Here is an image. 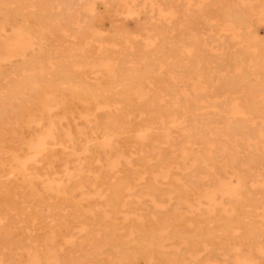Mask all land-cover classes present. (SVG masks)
<instances>
[{
	"label": "rangeland",
	"instance_id": "obj_1",
	"mask_svg": "<svg viewBox=\"0 0 264 264\" xmlns=\"http://www.w3.org/2000/svg\"><path fill=\"white\" fill-rule=\"evenodd\" d=\"M11 1L14 6L11 5ZM15 1L3 0L4 3L0 1V11L3 8V14L0 13L1 26L10 22L7 25L10 30L7 27L4 28L6 31H3V27L0 26V35L2 36L6 32L3 37L0 36V62L3 60L0 64V77H2V80L0 79V95L1 93L5 94L0 96V101L9 103L11 99L7 95L12 94V97H9L13 98V101L16 100L15 98H17L16 101H21L23 103L20 102L21 109L23 106L24 109L21 110L20 105H16L17 107L14 109L13 101L9 103L11 105L7 104L8 107L4 102H0L5 105H0L2 106L0 110L11 109L10 106L13 103L14 106L11 110L18 114L16 115L14 111H0V162L2 155L4 156L2 148L8 151H22L24 145L21 141L23 139L28 138L29 140L37 134H47L46 131L51 133L52 130H55L57 123L60 124V126L57 124L58 130L56 129L59 134L55 130L58 137H61L62 129H69L71 132L73 131L72 135L76 137L80 146L77 144V148L73 147V143L64 140L65 143L62 142L64 146L61 143L60 146L56 145V149L55 146L51 147L52 149L47 153L48 156L45 154L42 161H39L41 166L39 162L36 164L35 170H37L33 169L31 176H24L17 171L14 173L15 175L13 173L4 174L6 177L2 174L3 178H0V234L2 233L0 235V264H3L2 262L8 264L7 257L11 254L10 257L13 258H8L12 261L10 264H32V262L33 264H264V153L249 152L244 138L233 133L230 134L231 131L224 128L227 127L225 120L228 117L225 115L228 111L223 112V109L230 106L233 100H237L240 104L248 103L250 100H246L245 96L250 89L255 92L252 96L249 95L251 97L250 104L256 102L258 106L263 105L261 107H264V0H127L128 3L126 0H27L28 4H25V0L14 3ZM29 4L30 11L26 8ZM6 5L10 10L6 8ZM12 6L15 10L12 9ZM42 9L45 12H42ZM246 9L249 11L247 12ZM38 10H41V13ZM23 11L30 13L27 14ZM227 11H230L231 14ZM245 11L247 13L243 14ZM232 12L234 15L240 12L243 16L248 17L242 24L234 21L233 16H227L233 21L226 19L225 15L227 13L233 15ZM6 14L7 17H5ZM222 14L225 18L221 16ZM21 18L24 21H21ZM43 18H45L44 21ZM19 19L20 22L17 23ZM225 20L229 22L226 23ZM231 21L233 23H230ZM11 22L14 23V26ZM35 22L40 24L39 28H36ZM19 27L22 31L18 30ZM30 27L34 31L30 30ZM35 32L36 34H33ZM27 33L29 34L27 35ZM30 43L31 45H29ZM30 46H32L31 49ZM38 49H42V51L39 52ZM29 50L31 52H28ZM36 52L39 53L37 54L39 56L34 54ZM25 54H27V61ZM28 55L33 56L29 57ZM8 56L14 59L7 58L9 60L7 61L6 57ZM34 57L36 59H32ZM16 58L17 60H15ZM4 60L7 62L4 63ZM40 60L44 62L41 63ZM18 61L20 65H18ZM22 62L26 63L24 68V63L21 65ZM29 66L36 69L33 75L32 69H30L31 75L30 71L27 72ZM19 67L24 70L27 68V70H23L25 75ZM8 68L11 71L12 68L15 69L17 73L13 70L14 72L11 74ZM1 69L7 78L2 76ZM13 74L15 75L13 76ZM17 74L24 76L20 77ZM35 75L39 78L37 81L39 88H35L37 87L35 86L33 89L31 86V90L29 86H26L27 89L23 88V93H19L23 94L21 98L20 96L13 97L17 94L7 93L11 92L14 83H16L15 80L18 83H23V80L30 76L36 77ZM134 75H141L142 78L129 84ZM24 77L26 78L24 79ZM41 77L42 80H40ZM2 81L6 83L3 85ZM39 81L40 83L47 81L41 84L44 85L43 87L47 86L43 92H51V88L54 92H44L46 94L43 93L42 97V91H37V89L41 90ZM10 83L12 88L9 86ZM1 85L6 89H2ZM128 89L132 91L129 94L130 98L122 99L121 94ZM34 90L38 94H34ZM100 93L104 97H110L108 98L110 104L117 106L119 104L120 107L114 109V112H108L107 115L97 108L94 110L95 105L98 104L95 96ZM40 94L41 96H39ZM37 95L42 99L40 100ZM4 96L7 99L4 100ZM249 96L246 97L249 98ZM256 103L252 104V109L253 107L258 108L259 111L253 110L254 113L257 111L260 114L264 108L260 107L261 109H259L255 105ZM41 104H45L44 107L48 104L54 107L50 106L51 109L48 105V109L43 107V111L40 107ZM55 105L58 107L55 108ZM145 105L152 111L151 115L148 114L149 110L144 108ZM163 105H186L193 111L194 117L197 114L195 118L200 121L197 123L196 120L197 124L195 123V126L192 124V127L190 123V126L187 127L188 131L183 129L187 131L186 134L179 127H171L173 129L171 135L164 136L165 140L163 141L164 138L161 137L163 135L160 133L162 130L160 128L163 126L161 127L159 123H161V113L164 111L160 109L171 108V106L164 108ZM131 106L134 108L135 111L131 109L134 112L130 110ZM138 106L143 107L142 110ZM221 106L222 110L219 109ZM193 107L194 109L198 107V112ZM25 108L26 111L34 109L36 112L39 110L37 111L39 115L37 112L36 114L32 112V115L29 112L27 115L25 112L26 116L23 112ZM29 108L31 109L29 110ZM92 109L93 114L96 112L97 115H87L90 113L89 111L92 112ZM145 109L147 113L143 114ZM153 109H157L156 112L160 111L155 117L157 121L154 117L151 118L152 114H156ZM50 110L52 112L48 114L47 111ZM59 110L64 114H60ZM67 111L72 114L70 116L74 117V120L70 119ZM86 111L88 112L86 113ZM1 112L11 113L10 115L6 113L7 115H4L6 117H3ZM78 112H82L81 114L84 116ZM51 113L56 115H51ZM98 113L100 116L105 115L104 117L108 121L105 118L106 121H102L103 115L100 117ZM133 113L138 114L135 115L137 119L134 118L135 121L137 120L136 122L132 118V116L134 117ZM11 114H14L13 117H10ZM45 114L50 115L46 117L49 120L51 118V125L49 124L51 122L45 118ZM108 114L111 119L113 116L118 118V121L114 117L110 121ZM19 116H21V120L16 121ZM28 116H30L28 118L30 121L27 120ZM140 116H142L141 119ZM37 117L38 119H36ZM144 117L150 118L149 121L152 119L153 123L149 124L148 121L144 123L146 120ZM2 118L3 120L7 118L10 121L9 124L7 119L3 121ZM66 118H68L67 121H65ZM131 118L132 121H130ZM32 119L37 124H32L34 123ZM39 119L41 122H38ZM45 119L47 125L43 123L46 122ZM19 121L21 124H17ZM114 121L117 122L114 123ZM119 121L123 124L128 123V127L131 126L130 129L127 124L122 125ZM104 122L105 126L102 125ZM132 122H135L134 125L137 123L136 130L140 131L134 130L136 127H132ZM138 122L144 123L145 125L140 123L143 126H148L147 129L139 125ZM146 122L149 125H146ZM200 122H207L208 125H206H211L209 127L212 129L205 128L204 123ZM219 122L225 126L223 124L221 126ZM192 123L194 122L192 121ZM199 123L202 124V127L205 126L203 128L207 130V135L206 130L205 134L201 132L203 128ZM38 124L39 126H37ZM97 124L100 129H97ZM48 125L53 127L51 131ZM111 125H114L113 128ZM157 125L160 127L156 128ZM196 125L202 129L196 128ZM44 126L46 131L45 128H41ZM92 127L96 129L94 130ZM124 127L128 128L127 132L129 130L130 134L125 132ZM139 127L143 129H139ZM150 127H154V129L152 130ZM220 127L223 128H221L222 131L228 130L230 139H228L226 131L223 132L226 135H223ZM132 128H134V132L131 131ZM174 128H176V132ZM191 128L192 130L196 129L194 132L198 131L201 136L198 132V134H194ZM158 129L160 132L157 134ZM210 129L211 132H209ZM216 129H219L222 134H217L216 131L215 133ZM106 130L107 132L109 130L108 134L110 135L114 133L113 138L108 134L98 136L100 132L106 134ZM144 131L149 135L148 133L142 135ZM131 132L134 136H130ZM153 134H155L154 137L159 136L157 138L160 141L157 138L156 141ZM144 135H148L150 138ZM214 136L219 139L216 140ZM211 137H214L215 140ZM173 138H177L178 142L183 141L181 144L176 143L177 139ZM20 139L22 140L20 141ZM96 139L98 140L95 143ZM206 141L208 142L206 143ZM98 144L102 146L101 150L95 147ZM177 144L180 146L185 144L186 149ZM85 145L89 147L87 148ZM91 145H93L94 152ZM7 146L9 147L7 148ZM188 146L190 148H187ZM259 146H261L260 143ZM177 147L182 148H179L180 153ZM191 147L196 148L192 150L193 152L195 150L194 153L188 150ZM89 148L92 149L91 152ZM117 149L121 150L117 151ZM55 151L57 156H55ZM51 153H53L55 161L59 159L58 162L62 160L64 164L62 161L58 164L54 163L56 165L52 168L54 170L47 171L49 170L47 162L51 159ZM84 153H88L85 161ZM114 153L117 154L114 155ZM184 155L187 158H183ZM75 157L82 160L75 159ZM68 158H72L69 159L70 163H67L69 162ZM105 158L110 159L105 163ZM96 160H100V163ZM75 162L77 163L75 164ZM170 163L175 164L171 165ZM105 164L107 165L105 166ZM168 164L170 168H167ZM60 165L67 171H63ZM37 166L41 168L39 169ZM109 167L111 170L108 169ZM75 168L78 169L74 171ZM35 172H38L37 174L40 172V175H33ZM57 172L59 173L57 174ZM52 173H56L57 177L55 174L51 175ZM43 174L45 176L49 174V177L45 178ZM67 174H69V179ZM2 175L0 176L2 177ZM156 175L157 177H155ZM21 176H23V183L20 181ZM32 176L37 177L34 179ZM58 176H61V181ZM51 177L55 180L58 179L57 182L51 181ZM27 178L35 182L36 186L40 183L39 186L43 187L35 186L32 189ZM121 178L123 180L125 178L126 180L123 182L127 181L131 185L126 182L127 186L125 184L123 188ZM43 180L45 183L41 182ZM59 181L61 188L58 184ZM46 182L47 188H45ZM239 182H242L241 186ZM48 184H53L57 190L53 189V185ZM62 186H66V190ZM63 192L67 195H63ZM115 196L117 197L114 198ZM132 196L133 198H131ZM107 197H113L109 203H106L109 201ZM113 199L117 202L113 201L111 204ZM7 236L10 237L7 238ZM2 238L3 241H1ZM4 241L9 244L4 246ZM16 242L17 244H14ZM31 242L33 246H31ZM9 245L10 247H8ZM12 245L15 248L13 249L15 253L10 249ZM5 247L9 250L7 251ZM24 247L30 251L26 248L24 250ZM29 247H34L35 253L40 257H37L38 255L34 252L32 253ZM20 249L24 250L25 254ZM26 253L30 259L29 256L26 257ZM4 254L9 255L5 256ZM22 254L25 256L22 257ZM14 259L19 263H16Z\"/></svg>",
	"mask_w": 264,
	"mask_h": 264
},
{
	"label": "bare ground",
	"instance_id": "obj_2",
	"mask_svg": "<svg viewBox=\"0 0 264 264\" xmlns=\"http://www.w3.org/2000/svg\"><path fill=\"white\" fill-rule=\"evenodd\" d=\"M0 1L3 2V0H0ZM14 1H15V0H14ZM17 1H20V0H16L14 3H17ZM26 1H27V0H25V4H28V2H26ZM28 1H29V0H28ZM123 1H124V0H123ZM126 1H127V0H126ZM23 2H24V1H23ZM3 3H4V2H3ZM8 3H9V2H8ZM12 3H13V2L11 1V5L14 6V4H12ZM21 3H22V2H21ZM21 3H19V4L21 5ZM125 3H126V2H125ZM127 3H128V1H127ZM129 3H130V1H129ZM22 4H24V3H22ZM0 5H1V3H0ZM11 5H9V6L11 7ZM17 5H18V4H17ZM3 6H4V5H3ZM13 6H12V9H13ZM29 6H30V4H29L27 7H26V6H25V7L28 9ZM4 7H5V6H4ZM7 7H8V5H6V8H7ZM23 7H24V6H23ZM23 7H22V8H23ZM1 8H2V7H1ZM45 8H46V7H45ZM7 9H8V8H7ZM27 9H26V11H27ZM39 9H40V7H39ZM0 10H1V9H0ZM8 10H10V9H8ZM13 10H15V9H13ZM21 10H22V9H21ZM24 10H25V8H24ZM28 10L30 11V9H28ZM31 10H32V9H31ZM46 10H48V9L46 8ZM4 11H5V8H4ZM38 11H39V10H38ZM40 11H41V10H40ZM40 11H39V12H40ZM43 11L45 12L44 9H42V12H43ZM246 11L248 12L249 10L246 9ZM246 11H245L244 13H243V12H242V13L245 14V13H247ZM1 12H2V14H3V8H2V11H0V13H1ZM6 12H8V11H6ZM11 12H13V11H11ZM17 12L19 13V11H17ZM17 12H15V13L17 14ZM21 12H22V11H21ZM23 12H24V11H23ZM31 12H32V11H31ZM39 12H38V13H39ZM48 12H50V11L48 10ZM160 12H161V11H160ZM160 12H159V14H160ZM223 12L226 13V11H223ZM227 12H228V11H227ZM229 12H230V11H229ZM229 12H228V13H229ZM24 13L29 14L30 12H24ZM40 13H41V12H40ZM40 13H39V14H40ZM212 13H213V12H212ZM224 13H223V14H224ZM228 13H227V15L224 14V15L226 16V19H227V18H228V20L230 19V18L227 17V16H233V17H232L233 20L236 21V22H239V23H241V24L244 23V22L246 21L247 17H248V16H245V15H244V16H245V17H244L243 14H240V12H239L240 15H239V14H236V13H235L236 15H234L233 12H232L233 15H230L231 12H230V14H228ZM237 13H238V12H237ZM34 14L36 15V13H34ZM47 14H48V13H47ZM49 14H50V13H49ZM162 14H163V13H162ZM164 14H166V13H164ZM223 14H222L221 16H223ZM4 15H5V14H4ZM9 15H10V13H9ZM18 15H20V13H19ZM24 15H25V14H24ZM24 15H23V16H24ZM40 15H41V14H40ZM42 15H43V13H42ZM166 15H167V14H166ZM166 15H165V16H166ZM15 16H16V15H15ZM26 16H27V15H26ZM30 16H31V15H30ZM43 16H44V15H43ZM50 16H51V15H50ZM50 16H49V17H50ZM5 17H7V14H6ZM5 17H4V18H5ZM9 17L11 18V15H10ZM9 17H8V18H9ZM31 17H33V16H31ZM63 17H64V16H63ZM223 17H224V16H223ZM4 18H3V19H4ZM8 18H7V19H8ZM10 18H9V19H10ZM33 18H34V17H33ZM40 18H41V17H40ZM40 18H39V19H40ZM46 18H47V17H46ZM64 18H65V17H64ZM224 18H225V17H224ZM232 18H231L230 20H232ZM3 19H2V20H3ZM5 19H6V18H5ZM30 19H31V18H30ZM36 19H37V18H36ZM44 19H45V18H43V21H44ZM10 20H11V19H10ZM17 20H18V19H17ZM65 20H67V19H65ZM233 20H232V21H233ZM13 21H14V20H13ZM21 21H24V20H22V18H21ZM25 21H26V20H25ZM37 21H39V20H37ZM43 21H42V22H43ZM71 21H72V20H71ZM225 21H226V23L229 22V21H227V20H225ZM232 21H231L230 23H233ZM3 22H4V21H3ZM18 22H20V19H19V21H17V23H18ZM1 23H2V22H1ZM1 23H0V26H1ZM9 23H10V22H9ZM9 23H7V25H8ZM25 23H26V22H25ZM31 23H33V22L31 21ZM35 23H36V22H35ZM40 23H41V22H40ZM4 24H6V23L4 22ZM11 24H12V26H14V25H13V24H14L13 22H11ZM36 24H37V23H36ZM36 24H35L36 28H37V27L39 28V25H40V24H39V23H38L37 25H36ZM41 24H42V23H41ZM7 25H5V26L2 25L1 27H3V29H4V28L6 29L7 27H9V26H7ZM23 25H24V24H23ZM28 25H29V24H28ZM19 26H20V25H19ZM29 26H30V25H29ZM35 26H34V29H35ZM51 26H52V25H51ZM31 27H32V26H31ZM31 27H30V30H32ZM40 27L42 28V26H40ZM43 27H44V26H43ZM57 27H58V26H57ZM57 27H56V28H57ZM232 27H233V26H232ZM11 28H12V27H11ZM3 29H2V30H3ZM5 29H4L3 31H6ZM34 29H33L32 31H34ZM218 29H219V28H218ZM234 29H235V27H234ZM9 30H10V27H9ZM16 30H17V28H16ZM18 30H20V27L18 28ZM57 30H58V29H57ZM225 30H226V29H225ZM0 31H1V29H0ZM12 31H13V30H12ZM20 31H22V30H20ZM20 31H19V32H20ZM17 32H18V31H17ZM30 32H31V31H30ZM1 33H2V32H1ZM4 33H6V32H4ZM4 33L2 34V36H1V35H0V36L3 37V36H4ZM14 33H15V31H14ZM21 33H24V32H21ZM31 33H32V32H31ZM31 33H30V35H31ZM11 34H13V33H11ZM28 34H29V33H27V35H28ZM33 34H36V32L33 33ZM33 34H32V36H35V35H33ZM20 35H21V34H20ZM25 36H26V35H25ZM27 38H28V37H27ZM35 38H36V37H35ZM0 39H1V38H0ZM28 40H29V39H28ZM40 41H41V40H40ZM28 42H29V41H28ZM34 42H35V41H34ZM32 44H33V43H32ZM34 44H35V43H34ZM34 44H33V45H34ZM13 45H14V44H13ZM29 45H31V43H30ZM41 45H42V44H41ZM41 45H40V46H41ZM9 47H10V46H9ZM33 47H34V46H33ZM22 48H24V47H22ZM31 48H32V46H30V49H31ZM40 48H41V47H40ZM40 48H39V49H40ZM42 48H43V47H42ZM248 48H249V47H248ZM250 48H251V47H250ZM34 49H35V48H34ZM34 49H32V50H34ZM39 49H38L39 52L42 51V49H41V50H39ZM43 49H44V48H43ZM26 52H27V50H26ZM28 52H31V50H29ZM34 52H35V51H34ZM22 53H23V51L21 52V54H22ZM42 53H43V52H42ZM48 53H49V52H48ZM21 54H20V55H21ZM29 54H31V53H29ZM34 54L37 55V54H39V53L36 52V53H34ZM34 54H33V55H34ZM45 54H46V53H45ZM26 55H27V54H25L24 56H25V58H26L25 60L27 61L28 58L26 57ZM33 55H30V56H33ZM43 55H44V54H43ZM49 55H50V53H49ZM24 56H23V58H24ZM28 56H29V55H28ZM30 56H29V57H30ZM37 56H39V55H37ZM17 57H18V56H17ZM35 57H36V56H35ZM35 57L32 58V59H36V58H37V57H36V58H35ZM7 58L11 59L12 57L10 58V57L8 56V57H6V60H7ZM23 58H22V59H23ZM12 59H14V58H12ZM19 59H21L20 56H19ZM38 59H39V58H38ZM41 59H42V56H41ZM43 59H44V56H43ZM48 59H49V58H48ZM0 60H1V59H0ZM15 60H17V58H16ZM46 60H47V59H46ZM49 60H50V59H49ZM7 61H9V60H7ZM7 61L4 60V63L7 62ZM23 61H24V59H23ZM36 61H37V60H36ZM38 61H39V60H38ZM1 62H3V60H2ZM1 62H0V64H1ZM18 62H19V61H18ZM29 62H30V61H29ZM32 62H33V61H32ZM40 62H41V60H40ZM43 62H44V61H43ZM43 62H41V63H43ZM14 63H15V61H14ZM23 63H24V62H22L21 65H22ZM6 64H7V63H6ZM6 64H5V65H6ZM16 64H17V63H16ZM25 64H26V63H24L23 68L25 67ZM29 64H30V63H29ZM31 64H32V63H31ZM33 64H34V62H33ZM3 65H4V64H3ZM7 65H8V64H7ZM18 65H20V62H19ZM35 65H36V64H35ZM9 66L12 67L13 65H12V66L9 65ZM32 66H33V65H32ZM39 66H40V65H39ZM0 67H1V66H0ZM5 67L7 68L8 66H5ZM21 67H22V66H21ZM41 67H42V66H41ZM2 68H3V67H2ZM16 68H17V66H16ZM19 68H20V67H19ZM19 68H18V70L22 69V68H20V69H19ZM3 69H4V68H3ZM3 69H1V72H2ZM28 69H29V70H28L27 72L30 71L29 73H30V75H31V72H32V71H31L30 69H32V68L29 66ZM37 69H38V68H37ZM39 69H40V67H39ZM39 69H38V70H39ZM8 70L11 71L10 68H8ZM13 70L16 71L15 69L12 68V71H11V72L9 71V72L12 74V73L14 72ZM23 70H24V69H22V70H20V71L22 72ZM25 70H27V68H26ZM25 70H24V71H25ZM32 70H33V72H32V75H33V73L36 72V71H34V70H36V69H34V67H33ZM24 71L22 72L23 74H24ZM39 72H40V71H39ZM5 73H6V72H5ZM15 73H17V71H16ZM2 74H3V72H2ZM6 74H7V73H6ZM35 74H36V73H35ZM41 74H42V73H41ZM41 74H40V75H41ZM69 74H70V73H69ZM7 75H8V74H7ZM14 75H15V74H13V76H14ZM17 75H19V74H17ZM24 75H25V74H24ZM24 75H21V74H20L19 76L22 77V76H24ZM27 75H28V74H27ZM38 75H39V74H38ZM113 75H114V74H113ZM0 76H1V73H0ZM2 76H6V75L3 74ZM35 76H36L37 78H36V77H31V76H30V77H28L26 80H23L22 78L19 77L20 79H22V80L24 81L23 83H18L17 80H15L16 83H14V81H12V82L14 83V87L12 88V86H11V85H12V84H11L12 82H11L10 85H9V86H11V88H12V89H11V92H7V93H13L14 95L17 94L18 96L15 95V96H13V97L15 98V97H19V96H20V98H21L23 94L21 95V94H19V93H23V88H24V89H27L26 86H29L30 88H31V86H33L32 88L34 89V87L38 85L37 81L39 80V78H38L37 75H35ZM41 76H43V75H41ZM61 76H62V75H61ZM63 76L65 77V74H64ZM114 76L117 77V75H114ZM8 77H9V76H8ZM16 77H17V76H16ZM39 77H40V76H39ZM116 77H115V78H116ZM1 78H2V77H0V79H1ZM6 78H7V76H6ZM6 78H4V79H6ZM10 78H12V77L10 76ZM17 78H18V77H17ZM19 78H18V79H19ZM25 78H26V77H24V79H25ZM33 78H34V79H33ZM43 78H44V77H43ZM132 78H133V79H132V81H131L129 84H132V82L134 83L135 80H140V79L142 78V76H141V75H134ZM12 79H13V78H12ZM35 79H37V80L34 81ZM1 80H2V79H1ZM1 80H0V81H1ZM13 80H14V79H13ZM22 80H21V81H22ZM40 80H42V77L40 78ZM43 80H44V79H43ZM3 81H4V80H3ZM3 81H2L3 85H4V83L8 82L7 80H6V82H3ZM9 81H10V80H9ZM44 82H47V81H44ZM44 82L42 81V82L40 83V81H39V83H40L39 85H41V84L44 83ZM55 82H56V81H55ZM61 82H62V79H61ZM2 83H1V84H2ZM8 83H9V82H8ZM48 83H49V82H48ZM232 83H234V82L232 81ZM49 84H51V83H49ZM125 84H127V83H125ZM3 85H1V86H2V89H6V87L3 88V87H4ZM6 85H7V84H6ZM231 85H232V84H231ZM43 86H44V85H41V86H40V87H41V88H40L41 90H38V89H37V91H40V92L42 91V97H43L44 94H46V93H51V92L53 91V88L50 87V88L52 89V91L49 90V89L47 88V89H48L49 91H51V92H46V91H44V92H46V93H44L43 90H46V87H47V86H46V85H45L46 87H43ZM49 86H51V85H49ZM49 86H48V87H49ZM63 86H66V84H65V85L63 84ZM7 87H8V86H7ZM42 87H43V88H42ZM32 88H31V90H32ZM35 88H39V86H37V87H35ZM250 88H251V87H250ZM250 88H249V89H250ZM91 89H92V88H91ZM249 89H247V90H249ZM8 90H9V88H8ZM48 90H47V91H48ZM80 90H81V89H80ZM87 90H88V89H87ZM4 91H5V90H4ZM4 91H3V92H4ZM34 91H35L34 94L37 93L36 90H34ZM40 92H39V93H40ZM53 92H54V91H53ZM53 92H52V93H53ZM73 92H75V91H73ZM89 92H90V90H89ZM98 92H99V91H98ZM131 92H132V91H131L130 89L125 90V92H123V93L121 94V98H122V99H129V98H130V97H129V94H130ZM246 92H247V91H246ZM252 92H254V90H253V89H250V90L248 91V94H247L246 96H249V95L252 96V94H255V92H254V93H252ZM27 93H28V92H27ZM43 93H44V94H43ZM37 94H38V93H37ZM110 94H111V93H110ZM1 95L3 96V95H5V94H2V93H1ZM1 95H0V96H1ZM6 95H7V94H6ZM94 95H95V93H94ZM94 95H93V96H94ZM7 96H8L9 99H11L10 102H9V103H11V101H13V98H10L9 96L12 97V94L7 95ZM37 96H38V95H37ZM39 96H41V94H40ZM39 96H38V98L41 100L42 98L39 97ZM48 96H49V95H48ZM246 96H245V98H247L246 100H250V101H251V99H250L251 97L249 96V98H248V97H246ZM254 96H255V95H254ZM254 96H253V97H254ZM95 97H96V100L98 101V104L95 105L94 110L97 108V110H100L101 112L106 113V115H107L108 112H112V111L114 112V109H117L118 106H119V104H118V106H117L116 104H112V103L110 104V103L108 102V100H109L108 98H110V97H104L103 95H101V93H100V94H97ZM139 97H140V96H139ZM0 98H1V97H0ZM47 98H48V97H47ZM49 98H50V97H49ZM3 99L5 100V99H7V98H5V96H4ZM3 99H1V100H3ZM15 99L17 100V98H15ZM43 99H44V98H43ZM141 99H142V98H141ZM254 99H255V97H254ZM16 100L13 101V103H15V106H14L13 103H12V106H10L11 109H13V106L15 107L14 109H16V107H17L16 105H18V106L20 105V102H21V101H16ZM20 100H22V99H20ZM47 100H48V99H47ZM50 100H51V98H50ZM244 100H245V99H244ZM246 100H245V101H246ZM252 100H253V98H252ZM6 101H8V100H6ZM45 101H46V99H45ZM250 101H249V102L247 101L248 103L245 102L246 104H240L237 100H236V101L233 100V103H231L230 106L227 104V105L229 106V107L227 106V107H228V110L226 109L227 107L225 106V107H226V108H225L226 110L223 109V112H224V111H228V112L226 113V115H225V116H227L228 118L225 120L226 123L222 121L223 123L226 124L227 127H224L225 124H223V123H222V124L224 125V126H223L224 128H227L228 130L231 131V132H229L230 134L233 133L234 135H239V136H241L242 138H244V139L246 140V143H247V147H246V148L249 150V152H257V153L262 152V153H264V111H262V113L258 114V113H259V112H257V111H259V110H257L258 108L256 109V107H255V108L253 107V109L257 110V111L255 112V113H256V114H255V113H254V110L252 109V104H254V103H256V102H254V103L252 102V104H250ZM254 101H255V100H254ZM0 102H2V101H0ZM3 102H4V101H3ZM3 102H2V103H3ZM16 102H17V103H16ZM18 102H19V104H18ZM23 102H24V101H23ZM9 103H8V102H7V103L4 102V104H6V106H7V104H9ZM21 104H23V103L21 102ZM25 104H26V103H25ZM0 105H2V104H0ZM9 105H11V104H9ZM41 105H42V106H40V107H42V109H43V107L45 106V104H41ZM43 105H44V106H43ZM48 105H49V108L54 107V106H51V104H48ZM48 105H46V107H47ZM255 105H256L257 107H259V109L264 108V107H261V106H263V105L258 106V103H256ZM2 106H5V105H2ZM2 106H0V107L2 108ZM28 106H29V105H28ZM33 106H35V105H33ZM33 106H32V107H33ZM50 106H51V107H50ZM152 106H155V105H152ZM152 106H150V107H152ZM163 106H164V105H163ZM163 106H161V107H163ZM165 106L167 107V106H169V105H165ZM165 106H164V108H165ZM170 106H171V108H170V109L168 108L167 110H162V109H160L161 111H164L163 113H161V123H159V125H160L161 127H162V126H163V127L160 128V129H162L161 132H160V129H158L159 131H156V133H157V134H158V132L162 133L163 136H161V137H163V138H164V136H165V137H168V136L171 135V130H173L171 127H179V128L182 129V130H183V129H186V130L188 131L187 127L190 126L189 124L191 123V127H192L193 125L195 126V123H196V120H197L195 117L197 116L196 112H198V109H197L198 107L196 108L197 111H196V112L194 111V113L196 114V116L194 117L193 111L190 110L186 105H185L186 107H185L184 105H174V106H173V105H170ZM170 106H169V107H170ZM189 106H191V105H189ZM223 106H224V105H223ZM7 107H8V106H7ZM30 107H31V106H30ZM35 107H36V106H35ZM40 107H39V109H40ZM46 107H44V108H46ZM56 107H58V106L55 105V108H56ZM119 107H120V106H119ZM122 107H123V106H122ZM138 107H140V106H138ZM138 107H135V108H138ZM148 107H149V106H148ZM155 107H156V106H155ZM155 107H152V108H155ZM158 107H159V106H158ZM204 107H205V106H204ZM260 107H261V108H260ZM1 108H0V109H1ZM3 108H4V107H3ZM19 108L21 109V105H20ZM55 108H54V109H55ZM141 108H143V107H140V110H142ZM144 108H146V105L144 106ZM152 108H150V109L152 110ZM164 108H163V109H164ZM190 108H191V107H190ZM211 108H212V107H211ZM213 108H214V107H213ZM4 109H5V110H4ZM4 109H3V110H0V111H14V110H11V109H8V110H6V108H4ZM20 109H19V110H20ZM23 109H24V106H23V108H22L21 110H23ZM27 109H28V107H27ZM30 109H31V108H29V110H30ZM35 109H36V108H35ZM46 109H48V107H47ZM51 109H52V108H51ZM89 109H91V108H89ZM131 109L134 110V108H132V106H131L130 110H131ZM146 109H148V108H146ZM146 109L144 110L145 113L142 112L143 114H146V113H147ZM158 109H159V108H158ZM193 109H194V107H193ZM196 109H194V110H196ZM219 109L222 110V106H221ZM21 110H20V111H21ZM40 110H41V109H40ZM55 110H56V109H55ZM55 110H54V111H55ZM127 110H128V109H127ZM130 110H129V111H130ZM133 110H131V111H133ZM148 110H149V109H148ZM153 110H154V109H153ZM263 110H264V109H263ZM37 111H39V110H37ZM37 111H36V112H37ZM41 111H42V110H41ZM43 111H44V109H43ZM69 111H72V110H69ZM69 111H67L68 114H69ZM125 111H126V110H125ZM125 111H123V112L125 113ZM134 111H135V110H134ZM134 111H133V112H134ZM149 111H150V110H149ZM149 111H148V114H150V113L152 112V111H150V112H149ZM156 111H157V109H155V110L153 111V112H155L156 114H152L151 118L154 117V119H155V117H156V115L158 114V112L160 113V111H158V112H156ZM14 112H15V111H14ZM14 112H13V113H14ZM18 112H19V111H18ZM23 112H24V113L27 112V115H29V114H28L29 112L31 113V115L33 114L32 112H34V113L36 114V112L34 111V109L31 110V111H26V108H25V111H23ZM47 112H48V114H49V113L52 112V111L50 110V111H47ZM55 112H56V111H55ZM59 112H60V110H59ZM59 112H57V113H59ZM87 112H88V111H86V113H87ZM89 112H90V113H88L87 115L90 114V116H91V114H93L94 111H93V109H92V112H91V111H89ZM137 112H138V109H137ZM1 113H2V116H3V117H6V116H4V115H7L6 113H9L8 115H10L11 112H5V114H4L3 112H1ZM15 113H16V112H15ZM24 113H23V114H24ZM39 113H40V112H39ZM42 113H43V112H42ZM45 113H46V111H45ZM72 113H73V112H72ZM81 113H82V112H81ZM81 113L78 112V114H81ZM95 113H96V112H95ZM95 113L93 114V116H94V115H97V114H95ZM115 113H116V112H115ZM126 113H127V111H126ZM142 113H141V114H142ZM19 114H20V113H19ZM37 114H38V112H37ZM48 114H45V118H47V120H49L48 117L50 116V115H48ZM54 114H55V113H54ZM54 114L51 113V115H54ZM60 114H64V113H62V111H61ZM70 114H71V113H70ZM70 114H69V116H70ZM84 114H85V113H84ZM101 114H102V113H101ZM128 114H129V113H128ZM133 114H134V113H133ZM220 114H221V111H220ZM11 115H12V116H10V117H13L14 114H11ZM16 115H18V114L16 113ZM16 115H15V116H16ZM24 115H26V113H25ZM27 115H26V116H27ZM38 115H39V114H38ZM55 115H56V114H55ZM57 115H58V114H57ZM71 115H72V114H71ZM81 115H83V114H81ZM81 115H80V116H81ZM87 115H86V116H87ZM102 115H103V114H102ZM102 115H101V116H102ZM108 115H109V114H108ZM121 115H122V114H121ZM125 115H126V114H125ZM135 115H138V114L136 113V114H134V117L132 116V118H133L134 121H135L134 118L137 119V117H135ZM150 115H151V114H150ZM154 115H155V116H154ZM22 116H23V115H22ZM46 116H48V117H46ZM60 116H62V115H60ZM60 116H59V117H60ZM65 116L67 117L68 115H65ZM83 116H84V115H83ZM90 116H88V117H90ZM93 116H92V117H93ZM98 116H100L99 113H98ZM101 116H100V117H101ZM104 116H105V115H103V117H101V118L104 119V118H105ZM126 116H127V115H126ZM144 116H145V115H144ZM158 116H159V115H158ZM16 117H17V116H16ZM24 117H25V116H24ZM29 117H30V116L27 117V120H28ZM35 117H36V116H35ZM41 117H42V116H41ZM75 117H76V116H75ZM96 117H97V116H96ZM106 117H108V116H106ZM110 117H111V116L109 115V118H110ZM113 117H114V116H113ZM113 117H112V119H113ZM130 117H131V116H130ZM149 117H150V116H149ZM159 117H160V116H159ZM20 118H21V116H19L18 119L16 118V121L21 120ZM57 118H58V117H57ZM63 118H65V117L63 116ZM81 118H82V116H81ZM84 118L86 119V117H84ZM114 118H115V120L118 121V118H117V119H116V117H114ZM119 118H120V117H119ZM122 118H123V117H122ZM132 118L130 119V121H132ZM141 118H142V116H140V119H141ZM145 118H146V120H144ZM157 118H158V117H157ZM203 118H204V117H203ZM206 118H207V117H206ZM206 118H204V119H206ZM4 119L6 120L7 118H4ZM13 119H15V117L12 118V120H13ZM36 119H38V117H37ZM42 119H43V118H42ZM59 119H60V118H59ZM70 119H73V120H74V117L71 118V116H70ZM82 119H83V118H82ZM90 119H91V118H90ZM103 119H102V121H106V120H107L106 118H105L106 120H105V119L103 120ZM110 119H111V118H110ZM112 119H111L110 121H112ZM144 119H143V120H144V123H145V121H148L149 124H150V122L153 123V122H152V119H151V121H149L150 118L147 119V117H144ZM207 119H209V118H207ZM2 120H3V118H2ZM5 120H3V121H5ZM23 120H24V119H23ZM32 120H33V119H32ZM40 120H41V119H39L38 122H39ZM45 120H46V119H45ZM47 120H46V122H43V123H46V125H47ZM50 120H51V118H50ZM50 120H49V121H50ZM52 120H53V119H52ZM67 120H68V118L65 119V121H67ZM120 120H124V119H120ZM155 120H156V119H155ZM3 121H2V122H3ZM7 121H8V124H9L10 121H9L8 119H7ZM7 121H6V122H7ZM13 121H14V120H13ZM28 121H30V120H28ZM33 121H34V123H32V124H37V123H35V120H33ZM33 121H32V122H33ZM58 121H59V120H58ZM63 121H64V119H63ZM86 121H87V120H86ZM91 121H92V120H91ZM95 121H96V120H95ZM97 121H98V120H97ZM107 121H108V120H107ZM117 121H114V123L117 122ZM124 121H127V120L125 119ZM136 121H137V120H136ZM136 121H135V122H136ZM141 121H142V120H141ZM153 121H154V120H153ZM156 121H157V120H156ZM159 121H160V120H159ZM192 121H193L194 123H192ZM198 121H200V120H197V123H198ZM201 121H202V120H201ZM203 121H204V120H203ZM205 121H207V120H205ZM210 121H211V120H210ZM40 122H41V121H40ZM50 122H51V121H50ZM60 122H61V121H60ZM100 122H101V121H100ZM119 122H120V121H119ZM135 122H134V123L132 122V124H133L132 127H134V126L136 127L135 129L132 128V130H131L132 132H134L133 129L136 130L137 127H138V126H136L137 123H136V125H134ZM142 122H143V121H142ZM142 122H140V123H141V124H144V123H142ZM207 122H209V121H207ZM207 122H205V123H204V122H200V123H204V125H205L206 127H205L204 125H203V127L207 128V127L211 126V125L207 126L208 124H211L210 122L207 124ZM11 123H12V122H11ZM23 123H24V122H23ZM55 123H56V122H55ZM84 123H85V122H84ZM107 123H108V122H107ZM120 123H122V122H120ZM138 123H139V122H138ZM140 123H139V125H141ZM148 123L146 122V125H147ZM156 123H157V122H156ZM197 123H196V124H197ZM200 123H199V124H200ZM219 123L221 124V122H219ZM17 124H21V122L19 121ZM29 124H30V123H29ZM49 124L51 125L52 122L49 123ZM57 124H58V123H57ZM57 124H56V125L53 124V125H55V127H56L55 130L57 129ZM67 124H68V122H67ZM93 124H94V123H93ZM110 124H111V123H110ZM116 124H117V123H116ZM126 124H127V127H128V123H126V122H125V124L122 123V125H126ZM130 124H131V123H130ZM149 124H148V125H149ZM157 124H158V123H157ZM192 124H193V125H192ZM206 124H207V125H206ZM222 124H221V126H222ZM2 125L4 126V124H2ZM13 125H14V124H13ZM40 125H41V124H40ZM42 125H45V124H42ZM50 125H48V126H50ZM58 125L60 126V124H58ZM94 125H95V124H94ZM94 125H93V126H94ZM98 125H99V124H97L96 127H97ZM102 125L105 126V122H104V124H102ZM108 125H109V123H108ZM118 125H119V124H118ZM144 125H145V124H144ZM155 125H156V124H155ZM159 125H157L156 128H159V127H160ZM201 125H202V124H200V126H201ZM215 125H216V124H215ZM7 126H8V125H7ZM11 126H12V125H11ZM11 126H10V127H11ZM31 126H33V125H31ZM37 126H39V124H38ZM37 126H36V127H37ZM48 126H47V129L49 128ZM112 126H114V125H111V127H112ZM141 126H142L143 128H146V129H147V127H148V126H143V125H141ZM141 126H140V127H141ZM158 126H159V127H158ZM200 126H197V125H196V128H197V127H200ZM216 126H219V125H216ZM216 126H213V128H214V127L216 128ZM14 127H15V125H14ZM23 127H24V126H23ZM29 127H30V126H29ZM34 127H35V126H34ZM34 127H33V130H34ZM100 127H101V126H100ZM129 127H131V126H129ZM129 127H128V128H129ZM140 127H139V129H143V128H140ZM154 127H155V126H154ZM154 127H153V128L150 127V129L153 130ZM201 127H202V126H201ZM201 127H200V129L203 128V127H202V128H201ZM16 128H17V127H16ZM18 128H19V127H18ZM31 128H32V127H31ZM41 128H45V126H44V127H41ZM52 128H53V127H52ZM52 128H51V126H50V131H51ZM58 128H60V127H58ZM92 128H94V127H92ZM98 128H99V126L97 127V129H98ZM102 128H103V126H102ZM112 128H113V127H112ZM120 128H121V130H123L122 127H120ZM125 128H126V127H124V129H125ZM128 128H127V129H128ZM205 128H203L204 130L202 129V131H201L199 128H198V129H199L201 132H203V133L205 134V130H206ZM209 128H211V127H209ZM209 128H208V129H209ZM218 128H219V127H218ZM221 128H222V127H220V130L222 131L223 128H222V129H221ZM19 129L21 130V128H19ZM35 129H36V128H35ZM38 129H39V128H38ZM95 129H96V128H94V130H95ZM99 129H100V128H99ZM117 129H118V127H117ZM127 129H125V130H126L125 132H126L127 134H130V133H128L129 130H128V132H127ZM129 129H130V128H129ZM175 129H176V128H174V131H175ZM211 129H212V128H211ZM211 129L209 130V132L212 131ZM227 129H225L224 131H222V133L226 131V134L228 135V133H227L228 130H227ZM33 130H32V131H33ZM36 130H37V129H36ZM55 130H52L51 133H49V131H46V128H45L46 133L48 132L47 134H45V133L43 132V131H44V130H43L42 132L44 133V135H42V134H37L35 137H32V139H29V140H28V138H25V139H23V140L20 139V141L22 140L21 142H22V144L24 145V146L22 147V148L24 149V151H23V149H22L23 152H22V151H17V150H15V151H8V150H5L4 148H2V154H4V156L2 155L1 162H0V168H1V169H0V172L2 171V173H0V175H2V174L4 175V174H8V173H13V174H14V173L17 171V173L20 172V174L22 173L24 176H27V175H30V176H31V174L33 173L32 170H33V169L35 170V166H36V164H37L41 159H43L42 157H43L45 154H47V153L52 149L51 147L54 148V146H55V149H56V145L59 144V146H60V144H61L62 142H64V140L73 143V147L75 146V147L77 148V146L79 145V144H78L79 142H77L76 137H74V136L72 135V132H73V131L71 132L69 129H62V131H61V137L59 138L58 135H57V134H59L58 131H57L58 129L56 130V131H57V134H56V131H55ZM76 130H77V129H76ZM111 130H112V129H111ZM114 130H115V127H114V129H113V132H114ZM121 130H120V131H121ZM152 130H150V131L152 132ZM182 130H181V131H182ZM194 130L196 131V129H194ZM194 130H192V128H191V131H192V132H194ZM220 130H219V129H216V130H214V132L216 131L217 134H222ZM6 131H7V130H6ZM18 131H19V130H18ZM38 131H39V130H38ZM77 131H78V130H77ZM92 131H93V130H92ZM100 131H102V130H100ZM100 131H99V132H100ZM103 131H104V130H103ZM136 131L138 132V131H140V130H136ZM136 131H135V133H136ZM142 131H143V130H142ZM142 131H141V132H142ZM145 131H146V130H145ZM145 131H144V133H142V135L145 134V133H148V132H145ZM187 131H184V130H183V133L186 134ZM7 132H9V130H8ZM12 132H13V131H12ZM15 132H16V131H15ZM79 132H80V131H79ZM82 132H84V131H82ZM96 132H97V131H96ZM108 132H109V130H108ZM108 132H107V130H106V134H105V132H100V135L98 134V136H101V134H103V135L105 136V135L108 134ZM123 132H124V131H123ZM132 132H131V135H130V136L133 135ZM141 132H139V133H141ZM175 132H176V131H175ZM197 132H198V131H197ZM197 132H194V134H195V133H196V134L199 133V132H198V133H197ZM216 132H215V133H216ZM219 132H220V133H219ZM3 133H4V131H3ZM18 133H19V132H18ZM40 133H41V132H40ZM110 133H111V132H110ZM126 133H125V134H126ZM152 133H153V132H152ZM156 133H155V134H156ZM177 133H178V132H177ZM190 133H191V132H190ZM5 134H7V133H5ZM9 134H10V133H9ZM9 134H7V135H9ZM21 134H22V133H21ZM31 134H33V133H31ZM34 134H35V133H34ZM75 134H76V133H75ZM86 134H87V132H86ZM93 134H94V133H93ZM113 134H114V133H112V135H113ZM119 134H120V133H119ZM121 134H122V133H121ZM121 134H120V135H121ZM155 134H153V137H154ZM178 134H179V133H178ZM178 134H177V135H178ZM191 134H193V133H191ZM199 134H200V133H199ZM226 134L223 133L224 136H225ZM17 135H19V134H17ZM23 135H24V134H23ZM79 135H80V134H79ZM79 135H78V136H79ZM88 135H89V134H88ZM88 135H87V136H88ZM94 135H95V134H94ZM94 135H93V136H94ZM103 135H102V136H103ZM112 135L108 134V136H111V137H112ZM148 135H149V133H148ZM148 135H147V136L144 135V136H146L147 138H150V136L148 137ZM172 135H174V134H172ZM177 135H176V136H177ZM206 135H207V130H206ZM234 135H233V136H234ZM3 136H5V135H3ZM13 136H14V135H13ZM21 136H22V135H21ZM75 136H76V135H75ZM78 136H77V137H78ZM116 136H118V135H116ZM128 136H129V135H128ZM133 136H134V135H133ZM176 136H174V137H176ZM200 136H201V134H200ZM202 136H204V135H202ZM209 136H212V135H209ZM220 136H221V135H219V138H221ZM233 136H232V137H233ZM6 137H7V136H6ZM11 137H12V136H11ZM25 137H27V136L25 135ZM29 137H31V136H29ZM63 137H65V138H63ZM94 137H95V136H94ZM135 137H136V135H135ZM139 137H140V136H139ZM139 137H138V138H139ZM141 137L144 138L143 136H141ZM151 137H152V136H151ZM153 137H152V138H153ZM157 137H159V136H157ZM157 137H154V138L156 139ZM172 137H173V136H172ZM214 137H215V136H214ZM214 137H213V138L211 137V139H214ZM227 137H228V139H230L229 135H228ZM236 137H237V136H236ZM80 138H81V137H80ZM80 138H79V139H80ZM89 138H90V137H89ZM91 138H93V137H91ZM96 138H97V137H96ZM112 138H113V137H112ZM142 138H141V139H142ZM202 138H203V137H202ZM205 138H206V137H205ZM205 138H204V140H205ZM215 138H216V137H215ZM219 138L217 137L216 140H218ZM223 138L225 139V137H223ZM237 138H238V137H237ZM4 139H5V138H4ZM7 139H9V138H7ZM79 139H78V140H79ZM106 139H107V138H106ZM114 139H115V138H114ZM157 139H158V138H157ZM157 139H156V141H157ZM169 139H170V138H169ZM173 139H175V138H173ZM176 139H177V138H176ZM176 139H175V140H176ZM228 139H226V140H228ZM80 140H81V139H80ZM80 140H79V141H80ZM97 140H98V139L94 140V142L96 143ZM151 140H152V139H151ZM151 140H150V141H151ZM162 140L164 141L165 138L162 139ZM162 140H161V142H162ZM206 140H208V139L206 138ZM214 140H215V139H214ZM4 141H5V140H4ZM6 141H7V140H6ZM92 141H93V140H92ZM150 141H149V143H150ZM153 141H154V140H153ZM158 141H160V140L158 139ZM167 141H168V140H167ZM167 141H165V142H167ZM170 141H171V139H170ZM170 141H168V142H170ZM182 141H183V140H182ZM182 141H181V142H182ZM21 142H19V143H21ZM80 142H81V141H80ZM108 142H109V141H108ZM181 142H178V139H177V142H176V143H180V144H181ZM202 142H203V141H202ZM202 142H201V143H202ZM207 142H208V141H206V143H207ZM64 143H65V142H64ZM71 143H70V146H71ZM91 143H92V142H91ZM110 143H111V142H110ZM158 143H160V142H158ZM204 143H205V142H204ZM259 143L261 144L262 147L259 146ZM77 144H78V145H77ZM80 144H82V142H81ZM89 144H90V143H89ZM115 144H117V143H115ZM152 144L155 145L154 142H152ZM6 145H7V143H6ZM17 145H18V144H17ZM61 145H63V143H62ZM76 145H77V146H76ZM117 145H118V144H117ZM177 145H179V144H177ZM184 145H185V144H184ZM184 145L182 144V146H184ZM201 145H203V144H201ZM206 145H207V144H206ZM2 146H3V145H2ZM4 146H5V144H4ZM57 146H58V145H57ZM63 146H64V145H63ZM79 146H80V145H79ZM85 146L87 147V145H85ZM85 146H83V147H85ZM110 146H111V145H110ZM179 146H180V145H179ZM182 146H180V147H182ZM189 146H190V145H189ZM189 146H188L187 148H190ZM204 146H205V145H204ZM204 146H203V147H204ZM8 147H9V146H7V148H8ZM20 147H21V145H20ZM88 147H89V146H88ZM88 147H87V148H88ZM95 147H98L99 150L102 149V146L99 145V144H98V145H95ZM180 147H177V148H178V149H177L178 152H179V148H180ZM11 148H12V147H11ZM16 148H17V147H16ZM61 148H62V147H61ZM61 148H59V149H61ZM64 148H65V147H64ZM67 148H69V147H67ZM70 148H71V147H70ZM78 148H80V147H78ZM81 148H82V147H81ZM91 148L93 149V145H91ZM100 148H101V149H100ZM182 148H183V147H182ZM182 148H180V149H182ZM184 148H185V146H184ZM201 148H202V147H201ZM246 148H245V149H246ZM12 149H13V148H12ZM55 149H54V150H55ZM89 149H90V148H89ZM92 149H90L89 151L91 152ZM130 149H131V148H130ZM185 149H186V148H185ZM193 149H196V148L191 147V149H188V150H191V152H193V151H192ZM225 149H226V148H225ZM20 150H21V149H20ZM57 150H58V149H57ZM57 150H56V151H57ZM66 150H67V149H66ZM69 150H71V149H69ZM69 150H68V151H69ZM81 150H82V149H81ZM81 150H80V151H81ZM83 150H84V149H83ZM85 150L87 151V149H85ZM99 150H98V151H99ZM103 150H105V149H103ZM120 150H121V149H119V150L117 149V151H120ZM188 150H187V151H188ZM201 150H204V149H201ZM52 151H53V150H52ZM56 151H55V152H56ZM61 151H62V150H61ZM64 151H65V150H64ZM89 151H88V153H89ZM95 151H96V149H95ZM175 151H176V149H175ZM180 151H181V150H180ZM183 151H184V150H183ZM53 152H54V151H53ZM57 152H58V151H57ZM57 152H56V155H55V156H57ZM93 152H94V149H93ZM107 152H108V151H107ZM188 152H189V151H188ZM188 152H187V153H188ZM191 152H190V153H191ZM194 152H195V150H194ZM194 152H193V153H194ZM196 152H199V150H196ZM68 153H69V152H68ZM88 153H87V154L84 153V154H85V157L83 158L84 161H85L86 155H88ZM97 153H98V152H97ZM100 153H103V152L100 151ZM108 153H109V152H108ZM108 153H107V154H108ZM110 153H111V152H110ZM179 153H180V152H179ZM179 153H177V154L180 156ZM187 153H186V154H187ZM61 154H62V153H61ZM65 154H67V153H65ZM72 154H73V153H72ZM112 154H113V153H112ZM116 154H117V153H114V155H116ZM183 154H185V153L183 152ZM58 155H60V154H58ZM63 155H64V154H63ZM80 155H82V154H80ZM93 155H94V153H93ZM103 155H104V154H103ZM103 155H102V156H103ZM178 155H177V156H178ZM188 155H189V154H188ZM193 155H195V154H193ZM193 155H192V156H193ZM47 156H48V154H47ZM49 156H50V154H49ZM60 156H61V155H60ZM82 156H83V155H82ZM82 156H81V157H82ZM95 156H96V155H95ZM104 156H105V155H104ZM110 156H111V155H110ZM119 156H120V155H119ZM77 157H78V156H77ZM77 157H75V159H79V158H77ZM87 157H88V156H87ZM113 157H114V156H113ZM117 157H118V156H117ZM181 157H183V156H181ZM44 158H45V157H44ZM50 158H51V159H50ZM50 158H49L50 161H48V162L46 161L47 164H48V167H47V168L49 169V170H47V171H50V169H52L53 166H54V167L56 166V165H54V163L58 164V163H60V161H62V160H60V161L58 162L59 159H57V161H55V160H54L55 157H54L53 153H51V157H50ZM58 158H59V157H58ZM62 158H63V157H62ZM62 158H61V159H62ZM91 158H92V157H91ZM100 158L103 160L102 157H100ZM118 158H120V157H118ZM183 158H187V157L184 155ZM188 158H189V157H188ZM65 159H66V158H65ZM69 159H70V158H68V161H69ZM71 159H72V158H71ZM71 159H70V160H71ZM109 159H110V158H109ZM109 159H108V158H105V163H106V161L109 160ZM114 159L116 160V158H114ZM114 159H113V160H114ZM120 159H121V158H120ZM47 160H48V159H47ZM66 160H67V159H66ZM79 160H80V159H79ZM81 160H82V159H81ZM81 160H80V161H81ZM91 160H92V159H91ZM111 160H112V159H111ZM115 160H114V163H115ZM41 161H42V160H41ZM80 161H79V162H80ZM87 161H88V160H87ZM96 161H98V160H96ZM62 162H63V161H62ZM77 162H78V161H77ZM77 162H75V164H76ZM98 162L100 163V160H99ZM98 162H97V163H98ZM101 162H102V161H101ZM117 162H118V159H117ZM119 162H120V160H119ZM67 163H70V161L67 162ZM175 163H176V162H175ZM175 163H172V164L170 163V164L173 165V164H175ZM39 164H40V166H41V163H40V162H39ZM43 164H44V162H43ZM63 164H64V162H63ZM63 164H62V165H63ZM79 164H80V163H79ZM82 164H83V163H82ZM101 164H102V163H101ZM45 165H46V164H45ZM70 165H71V164H70ZM106 165H107V164H105V166H106ZM111 165H113V164H111ZM115 165H116V164H115ZM171 165H170V166H171ZM42 166H43V165H42ZM63 166H64V165H63ZM68 166H69V165H68ZM103 166H104V165H103ZM108 166H109V165H108ZM166 166H167V165H166ZM38 167H39V166H37V168H38ZM57 167H58V166H57ZM60 167H61V165H60ZM73 167H74V166H73ZM73 167H72V168H73ZM81 167H82V166H81ZM116 167H117V166H116ZM172 167H173V166H172ZM172 167H171V168H172ZM263 167H264V166H263ZM40 168H41V167H39V169H40ZM43 168H44V166H43ZM45 168H46V167H45ZM47 168H46V169H47ZM61 168H62V167H61ZM82 168H83V167H82ZM167 168H170V167H169V164H168V167H167ZM59 169H60V168H59ZM62 169H63V171H65L64 168H62ZM67 169H68V168H67ZM77 169H78V168H77ZM77 169L75 168L74 171H76ZM80 169H81V168H80ZM108 169L111 170L110 167H109ZM36 170H37V169H36ZM36 170H35V171H36ZM43 170H44V169H43ZM53 170H54V169H52V171H53ZM89 170H91V169H89ZM112 170H113V167H112ZM145 170H147V169H145ZM38 171H42V170H38ZM61 171H62V170H61ZM66 171H67V170H66ZM66 171H65V172H66ZM70 171H71V170H70ZM70 171H68V172H70ZM152 171H153V170H152ZM44 172H46V171L44 170ZM55 172H56V171H55ZM65 172H64V173H65ZM71 172L73 173V171H71ZM81 172H82V171H81ZM81 172H79V173H81ZM84 172H85V171H84ZM86 172H87V171H86ZM89 172H90V171H89ZM150 172H151V171H150ZM158 172H159V171H158ZM37 173H38V172H37ZM37 173L35 172V174H33V175H36ZM42 173H43V172H42ZM58 173H59V172H57V174H58ZM79 173H78V174H79ZM44 174H45V173H44ZM44 174H43V175H44ZM54 174H55L56 177H57V174H56V173H52L51 175L54 176ZM61 174H62V172H61ZM61 174H60V175H61ZM73 174H74V173H73ZM78 174H77V176H78ZM3 175H2V177L0 176V178H3ZM9 175H10V174H9ZM9 175H7V176L10 178ZM11 175H12V174H11ZM14 175H15V174H14ZM37 175H40V172H39V174H37ZM48 175H49V174H48ZM48 175L46 174L47 177H49ZM67 175H68V179H69V174H67ZM71 175H72V174H71ZM71 175H70V176H71ZM74 175H76V173H75ZM74 175H73V176H74ZM79 175H80V174H79ZM4 176H5V175H4ZM44 176H45V175H44ZM44 176H43V179L46 178V176H45V178H44ZM62 176H63V174H62ZM65 176H66V175H65ZM5 177H6V176H5ZM8 177H7V179H8L9 181H10V179L13 180V178H10V179H9ZM18 177H19V176H18ZM21 177H22V179L19 178V179H21L20 181L23 180V176H21ZM32 177H33V176H32ZM34 177H37V176H34ZM34 177H33V178H34ZM41 177H42V176H41ZM56 177H55V178H56ZM58 177H59V179H60L61 176H58ZM81 177H83V176H81ZM98 177H99V176H98ZM155 177H157V175H156ZM29 178H31V177H29ZM33 178H32V179H33ZM39 178H40V176H39ZM39 178H38V179H39ZM77 178H78V177H77ZM24 179H25V178H24ZM34 179H35V178H34ZM40 179H41V178H40ZM49 179H50V178H49ZM51 179H52V177H51ZM66 179H67V178H66ZM68 179H67V180H68ZM73 179H74V177H73ZM121 179H122V178H121ZM4 180H6V178H4ZM4 180H3V181H4ZM15 180H16V179H15ZM27 180H28V182H29V186H31V188H32V187L35 188V186H36V185L34 184L35 182L31 181V179L29 180L28 178H27ZM54 180H55V179H52L51 181H54ZM57 180H58V179H57ZM57 180H55V181L57 182ZM63 180H64V178H63ZM124 180H126V179L124 178ZM124 180L122 179V182H123ZM37 181H38V180H37ZM43 181H44V180H43ZM43 181H41V182H42V183H45V181H44V182H43ZM60 181H61V179H60ZM60 181L58 182L59 186L61 185V184H60ZM65 181H66V180H65ZM69 181H70V180H69ZM69 181H68V183H69ZM74 181H76V180H74ZM78 181H79V179H78ZM84 181H85V180H84ZM18 182H19V181H18ZM39 182H40V181H39ZM47 182H48V181H47ZM47 182H46V184H45L46 187L44 186L45 188H47ZM66 182H67V181H66ZM72 182H73V181L71 180V183H72ZM80 182H81V181H80ZM122 182H121V184H122ZM126 182H127V181L123 182V188H124V185H125V184H126V186H127V183L130 184L129 182H127V183H126ZM21 183H23V181H22ZM74 183H75V182H74ZM74 183H73V184H74ZM77 183H78V182H77ZM83 183H84V182H83ZM119 183H120V181H119ZM4 184H6V183L4 182ZM10 184H11V183H10ZM24 184H25V182H24ZM26 184H27V183H26ZM39 184H40V183H39ZM39 184H38V186H39ZM54 184H55V183H54ZM58 184H57V185H58ZM66 184H67V183H66ZM75 184H76V183H75ZM121 184H120V187L122 188ZM239 184H240V186H241L242 182H239ZM6 185H7V184H6ZM8 185H9V183H8ZM48 185H53V184H48ZM67 185H68V184H67ZM71 185H72V184H71ZM130 185H131V184H130ZM26 186H27V185H26ZM29 186H28V187H29ZM38 186H36V187H38ZM8 187H9V186H8ZM39 187H43V186H39ZM52 187H53V189L55 188L54 185H53ZM62 187L65 189L66 186H65V187L62 186ZM4 188H5V186H4ZM6 188H7V187H6ZM34 188H32V189H34ZM60 188H61V186H60ZM60 188H59V189H60ZM131 188H132V187H131ZM32 189H31V190H32ZM49 189H50V188H49ZM55 189H56V188H55ZM67 189H68V188H67ZM126 189H127V188H126ZM129 189H130V186H129ZM56 190H57V189H56ZM65 190H66V189H65ZM114 190L116 191L117 189H114ZM33 191H34V190H33ZM35 191H36V189H35ZM60 191H61V189H60ZM60 191H59V192H60ZM67 191H68V190H67ZM115 191H114V192H115ZM228 191H229V190H228ZM39 192H40V190H39ZM39 192H38V194H39ZM57 192H58V191H57ZM59 192H58V193H59ZM65 192H66V191H65ZM68 192H69V191H68ZM118 192H119V191H118ZM36 193H37V191H36ZM69 193H70V192H69ZM69 193H68V194H69ZM116 193H117V192H116ZM116 193H115V194H116ZM34 194H35V193H34ZM65 194H66V193H65ZM65 194H64V192H63V195H65ZM70 194H71V193H70ZM70 194H69V195H70ZM118 194H119V193H118ZM40 195H41V194H40ZM66 195H67V194H66ZM66 195H65V196H66ZM113 195H114V194H113ZM116 195H117V194H116ZM119 195H120V194H119ZM132 195H133V194H132ZM111 196H112V195H111ZM133 196H134V195H133ZM133 196H132L131 198H133ZM71 197H72V195H71ZM116 197H117V196H115L114 198H116ZM119 197H120V196H119ZM72 198H73V197H72ZM112 198H113V197H112ZM112 198H111V197H110V198L107 197V199H109V201L106 202V203H109V202H110V199H112ZM129 198H130V197H129ZM117 199H118V198H117ZM119 199H120V198H119ZM113 201H114V199L111 201V202H112L111 204H113ZM115 201H116V200H115ZM115 201H114V202H115ZM116 202H117V201H116ZM116 202H115V203H116ZM112 206H114V205H112ZM112 208H113V207H112ZM114 209H115V208H114ZM112 211H114V210H112ZM4 219H5V218H4ZM1 220H2V219H1ZM2 221H3V220H2ZM6 230H7V229H6ZM7 233H9V232H7ZM1 234H2V233H1ZM1 234H0V235H1ZM4 235H5V233H4ZM0 237H1V236H0ZM4 237H6V236H4ZM8 237H10V236H7V238H8ZM7 238H6V239H7ZM97 238H98V237H97ZM10 239H11V238H10ZM4 240H5V239H4ZM12 240H13V239H12ZM12 240H11V241H12ZM1 241H3V238H2ZM5 241H6V240H5ZM5 241H4V246H5V244H7V245L9 244V243H5ZM7 242H8V241H7ZM9 242H10V241H9ZM13 242H15V241H13ZM21 243H22V242H21ZM31 243H32V242H31ZM10 244H11V243H10ZM14 244H17V242L14 243ZM19 244H20V243H19ZM24 244H25V243H24ZM1 245L3 246V243H2ZM25 245H26V244H25ZM2 246H1V248H2ZM23 246H24V245H23ZM28 246H29V245H28ZM31 246H33V243L31 244ZM96 246H97V245H96ZM6 247H7V246H6ZM6 247H5V248H6ZM8 247H10V245H9ZM20 247H21V246H20ZM97 247H98V246H97ZM25 248H26V247H24L23 249L25 250ZM29 248H30V247H29ZM33 248H34V247H32V248H30V249L32 250V253H33V252L35 253V250H34ZM10 249H12L11 251H14L13 249H15V248H14V246L12 245V248H10ZM26 249H27V248H26ZM0 250H1V249H0ZM6 250L8 251L9 249L6 248ZM6 250H5V251H6ZM20 250H21V249H20ZM24 250H21V251L23 252ZM27 250H28V249H27ZM27 250H26V251H27ZM2 251H3V248H2ZM5 251H4V252H5ZM7 251H6V252H7ZM21 251H17V252L20 253ZM28 251H30V250H28ZM0 252H1V251H0ZM6 252H5V253H6ZM22 252H21V253H22ZM2 253H3V252H2ZM9 253H10V252H9ZM14 253H15V251H14ZM21 253H20V254H21ZM10 254H11V253H10ZM23 254H25V253L23 252ZM23 254H22V255H23ZM29 254H30V252H29ZM35 254L38 255L37 253H35ZM4 255L7 256V255H9V254H7V255L4 254ZM11 255H12V254H11ZM11 255H10V256H11ZM14 255H15V254H14ZM26 255H27V253H26ZM10 256H9V257H10ZM24 256H25V255H23L22 257H24ZM28 256H29V255H27L26 257H28ZM9 257H7V261L9 262L8 264H10V262H12L10 259L13 258V257H10V259H9L10 261H9V260H8ZM37 257H40V256L38 255ZM14 258H15V257H14ZM17 258H18V257H17ZM17 258H16V260H17ZM19 258H20V257H19ZM19 258H18V259H19ZM28 258L30 259V256H29ZM32 258H33V257H32ZM26 259H27V258H26ZM35 259H36V257H35ZM40 259H41V258H40ZM5 260H6V257H5ZM5 260H2V261H5ZM14 260H15V259H14ZM16 260H15V261H16ZM36 260H37V259H36ZM30 261H31V260H30ZM37 261H38V260H37ZM13 262H14V261H13ZM17 262L19 263V261H16V263H17ZM20 262H21V261H20ZM45 262H46V261H45ZM0 263H1V262H0ZM2 263H3V264H6L5 262H2ZM27 263H29V262L27 261ZM13 264H14V263H13ZM32 264H33V262H32Z\"/></svg>",
	"mask_w": 264,
	"mask_h": 264
}]
</instances>
